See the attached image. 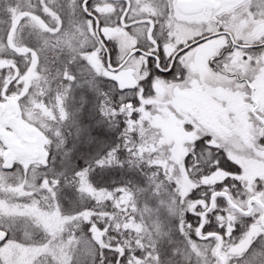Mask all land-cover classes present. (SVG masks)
Wrapping results in <instances>:
<instances>
[{
    "label": "snow or ice",
    "instance_id": "snow-or-ice-1",
    "mask_svg": "<svg viewBox=\"0 0 264 264\" xmlns=\"http://www.w3.org/2000/svg\"><path fill=\"white\" fill-rule=\"evenodd\" d=\"M0 264H264V0H0Z\"/></svg>",
    "mask_w": 264,
    "mask_h": 264
},
{
    "label": "trees",
    "instance_id": "trees-1",
    "mask_svg": "<svg viewBox=\"0 0 264 264\" xmlns=\"http://www.w3.org/2000/svg\"><path fill=\"white\" fill-rule=\"evenodd\" d=\"M78 163H83V161H78Z\"/></svg>",
    "mask_w": 264,
    "mask_h": 264
}]
</instances>
